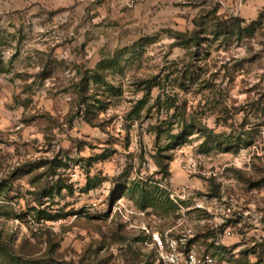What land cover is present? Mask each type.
<instances>
[{
  "label": "rangeland",
  "instance_id": "obj_1",
  "mask_svg": "<svg viewBox=\"0 0 264 264\" xmlns=\"http://www.w3.org/2000/svg\"><path fill=\"white\" fill-rule=\"evenodd\" d=\"M225 3L0 0V264H162L155 233L264 264V9L217 34Z\"/></svg>",
  "mask_w": 264,
  "mask_h": 264
},
{
  "label": "trees",
  "instance_id": "obj_2",
  "mask_svg": "<svg viewBox=\"0 0 264 264\" xmlns=\"http://www.w3.org/2000/svg\"><path fill=\"white\" fill-rule=\"evenodd\" d=\"M243 19L238 17V16H234V15H229L227 17L226 20H221V21H217V23L214 25L215 29L217 30V34H224V33H227V32H230V30L234 29L238 32H241L243 29H241L240 27V22L242 21ZM255 22V21H253ZM201 31H198V32H194V34L190 37L189 39V43L190 42H194V44L196 45H199L200 42H199V37H198V34L200 33ZM187 43V42H186ZM188 44V43H187ZM195 55H196V51H194ZM112 62V61H110ZM2 60H1V50H0V73H3L5 72V68L3 67L2 65ZM108 65H112V63H107ZM105 67H101V69L103 70ZM92 78L94 80L95 83H98L99 82V79L100 81H102L104 83V79H103V76L100 74V73H97L95 72V74L92 75ZM157 83H154L153 81H150L148 80L147 81V84H145V87L144 89L146 90V95L149 94V92L151 91V89L156 86ZM143 102V101H142ZM142 104V103H141ZM174 103H170L168 105V107H172ZM194 122V119L192 120L191 119V122ZM190 123V119H188L186 116H185V113L184 114H181L180 116V119H179V125L181 126V129L180 131L177 133V134H171V133H168V137L170 139H172V142H175V145H179L181 144L185 139H187V137L190 135L189 133V127H195L194 125H188ZM176 121H171V124L173 126V124H175ZM194 124V123H192ZM199 130V129H197ZM201 130H204L205 132H208V135L209 136H212V139L211 140H208V142H210L211 146L212 147H217V146H221L220 145V142H222V144H226L225 142H227V138L226 139H223L224 141H219V136L217 135H214L212 131H209L207 128L204 127V129H201ZM155 136L156 138H159L161 135H160V131H155ZM229 147H224V149H228ZM89 164H91L89 162ZM160 165V164H159ZM161 166V165H160ZM52 175H56L55 172L52 173ZM103 179H101L100 177H97V176H92L90 177L88 174L86 175V182H85V185L84 187L81 189L83 190V192H88L89 190H92V189H95L97 188L101 183H102ZM150 181V179H149ZM149 181H141L140 184H138V189L140 190V198H139V202H138V208L139 209H142L144 210L148 204L149 201L153 200V197L154 199L156 200V198H161L162 199V196L160 195V192H158V194H155L152 196V194L146 192V186L149 184L148 182ZM60 183V182H59ZM132 185H131V188H133L135 186V183L134 181H132ZM64 188L63 184H58V182L55 184V185H52L51 187H42L40 189V192H39V196L36 198L37 202L39 203V205H42L43 202L41 201V198H49V197H52V195L57 192L59 193L60 192V189ZM150 188H152L153 190H158V185L154 184L153 187L150 186ZM68 190L69 192H72V189L70 187H68ZM126 190H127V187H126ZM168 200V199H166ZM36 207H32L30 210H34V214L33 216L38 215V218H37V222H40L39 220H44V221H47V220H53V218L55 216L51 215V214H46V215H41L43 211L39 210V209H35ZM56 216H59V215H56ZM218 248V247H217ZM219 248L221 249H225L226 247L225 246H219ZM185 250H187L188 248H184ZM154 250V249H153ZM205 252H208V251H205ZM255 252V248H251V249H248V250H245V251H242L240 253V255H242L241 259H239L238 261V264H249V261H248V256L249 254L251 253H254ZM210 253L216 260L217 262L219 263H222V264H229L230 262V257L227 258V257H220V258H217L214 253H211V252H208ZM252 264H255V263H252Z\"/></svg>",
  "mask_w": 264,
  "mask_h": 264
},
{
  "label": "built area",
  "instance_id": "obj_3",
  "mask_svg": "<svg viewBox=\"0 0 264 264\" xmlns=\"http://www.w3.org/2000/svg\"><path fill=\"white\" fill-rule=\"evenodd\" d=\"M154 257L162 264H222L208 252L194 247L185 250L181 239L166 234L163 238L153 234Z\"/></svg>",
  "mask_w": 264,
  "mask_h": 264
},
{
  "label": "crops",
  "instance_id": "obj_4",
  "mask_svg": "<svg viewBox=\"0 0 264 264\" xmlns=\"http://www.w3.org/2000/svg\"><path fill=\"white\" fill-rule=\"evenodd\" d=\"M232 1L233 0H226V7L233 8V10H235V12H233V15H238L243 19H253L255 16H257L259 10L264 9V0H247L246 5H239V8H237L236 3L233 4Z\"/></svg>",
  "mask_w": 264,
  "mask_h": 264
}]
</instances>
